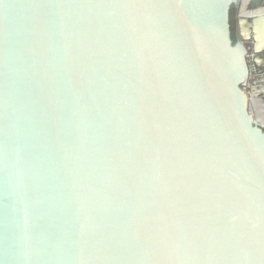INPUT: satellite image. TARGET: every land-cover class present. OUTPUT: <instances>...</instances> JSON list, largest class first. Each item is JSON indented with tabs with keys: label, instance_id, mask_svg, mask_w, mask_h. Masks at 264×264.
<instances>
[{
	"label": "water",
	"instance_id": "water-1",
	"mask_svg": "<svg viewBox=\"0 0 264 264\" xmlns=\"http://www.w3.org/2000/svg\"><path fill=\"white\" fill-rule=\"evenodd\" d=\"M219 2L0 0V264H264Z\"/></svg>",
	"mask_w": 264,
	"mask_h": 264
},
{
	"label": "flooded vegetation",
	"instance_id": "flooded-vegetation-1",
	"mask_svg": "<svg viewBox=\"0 0 264 264\" xmlns=\"http://www.w3.org/2000/svg\"><path fill=\"white\" fill-rule=\"evenodd\" d=\"M215 27L237 69L247 115L264 134V0H220Z\"/></svg>",
	"mask_w": 264,
	"mask_h": 264
}]
</instances>
